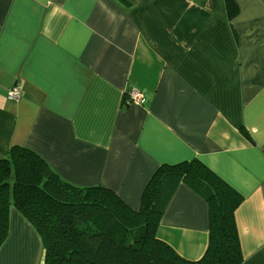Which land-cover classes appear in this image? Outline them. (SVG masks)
I'll return each mask as SVG.
<instances>
[{"label":"crops","instance_id":"1","mask_svg":"<svg viewBox=\"0 0 264 264\" xmlns=\"http://www.w3.org/2000/svg\"><path fill=\"white\" fill-rule=\"evenodd\" d=\"M233 1L229 19L224 0H0V158L26 147L132 210L160 165L196 158L242 197L241 264H264V0ZM131 90L144 105L123 103ZM208 227L206 201L179 183L156 237L195 261ZM42 259L11 207L0 264Z\"/></svg>","mask_w":264,"mask_h":264},{"label":"trees","instance_id":"2","mask_svg":"<svg viewBox=\"0 0 264 264\" xmlns=\"http://www.w3.org/2000/svg\"><path fill=\"white\" fill-rule=\"evenodd\" d=\"M229 19L237 12L224 0ZM179 183L208 206V245L195 261L181 258L156 237L161 214ZM241 195L193 158L162 164L132 210L111 190L62 180L34 151L12 145L0 158V247L13 207L37 232L42 264H241L234 211Z\"/></svg>","mask_w":264,"mask_h":264},{"label":"built area","instance_id":"3","mask_svg":"<svg viewBox=\"0 0 264 264\" xmlns=\"http://www.w3.org/2000/svg\"><path fill=\"white\" fill-rule=\"evenodd\" d=\"M19 97V90L17 87H12L7 92V98L10 100H15ZM146 102V97L142 91L131 90L129 93L125 94L123 98V103L125 104H135L144 105Z\"/></svg>","mask_w":264,"mask_h":264}]
</instances>
